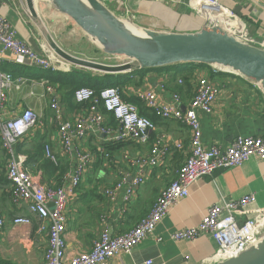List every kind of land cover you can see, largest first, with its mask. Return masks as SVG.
Returning a JSON list of instances; mask_svg holds the SVG:
<instances>
[{
  "label": "crops",
  "instance_id": "1",
  "mask_svg": "<svg viewBox=\"0 0 264 264\" xmlns=\"http://www.w3.org/2000/svg\"><path fill=\"white\" fill-rule=\"evenodd\" d=\"M101 2L116 16L124 18L131 29L145 28L157 32L187 34L198 33L204 27L217 26L241 42L247 43L246 39H250V45L264 49V0ZM215 8L228 13L227 19L234 23L223 25L213 19L216 15ZM36 9L39 19L31 16L26 0H0V15L16 30L18 39L25 42L31 50L51 56L46 34L49 33L57 42L58 40L47 26L46 29L43 26L44 12L38 5ZM64 16L59 18L65 25L72 27L73 34L95 49L93 40ZM231 25H236V28H230ZM58 44L69 52L61 43ZM99 51L100 62L118 64L122 60L105 54L101 49ZM55 59L66 72L85 71L73 66L70 68L64 61ZM135 71L142 74L133 75ZM135 71L128 72L133 79L131 84L125 86V97L142 116L153 122V128L145 142L129 140L121 149L112 152V155L104 149L109 142L103 136H90L79 143L83 149L92 152L95 159L69 204L66 237L68 257L90 252L94 242L105 230H109L112 236L130 231L150 213L156 199L176 179L177 172L187 159L191 139L188 127L178 120L157 117L145 103L136 98L135 91L153 90L166 104L173 103V96L178 94L181 102L178 107L185 111L195 95L198 81L206 79L215 85L219 96L211 113H200L202 141L205 146L219 145L226 148L240 135L264 136V90L259 85L236 74L221 73L209 66L197 69L193 77L182 71ZM0 73L29 79L23 85H16L7 91L1 119H10L25 108H30L42 123L39 129L29 132L16 146V153L25 157L29 172L44 185L53 189L61 188L66 184L65 177L74 171L77 160L65 153L59 137L50 98L42 85L46 71L28 62L16 63L10 53H2L0 43ZM35 85L43 88L41 94L33 92ZM59 99L63 116L71 123L76 124L77 119L87 113L88 103H79L74 96L72 98L65 93L62 96L60 94ZM105 121L113 129L119 126L110 114L106 115ZM161 137L167 139L164 144L165 158L156 166L144 165V160L150 157L151 150ZM178 143L184 147L178 149ZM45 145L51 147L57 157V164L46 157ZM6 163L7 153L0 139V215L5 220L0 234V263L45 264L47 233L38 230V218L29 212L25 202H13V186L7 179ZM139 176L144 180L140 186L134 183ZM122 178L136 188L135 198L130 203L124 202L123 191L117 192L114 198L106 193ZM247 195H254L256 200L246 208L244 214L236 216L241 224L264 209V160L256 157L250 158L241 167L220 169L211 176L198 180L191 186L189 196L171 208L153 234L147 235L132 253L121 254L107 264H214L218 244L210 236L202 235L194 241H175L172 236L179 230L198 226L212 206L238 201ZM18 216H28L31 224L14 225L13 220ZM46 225L49 226L50 222L47 221ZM159 239L161 240L158 241Z\"/></svg>",
  "mask_w": 264,
  "mask_h": 264
},
{
  "label": "built area",
  "instance_id": "2",
  "mask_svg": "<svg viewBox=\"0 0 264 264\" xmlns=\"http://www.w3.org/2000/svg\"><path fill=\"white\" fill-rule=\"evenodd\" d=\"M245 42L250 44V39H246ZM0 43L2 53H10L16 63L28 62L44 71L66 72L54 61L56 59L53 54L41 55L18 39L16 30L1 15ZM121 59L118 64L129 62L125 58ZM27 81L29 79L23 76L15 78L10 73H0V114L7 101V91ZM42 85L50 98V107L54 112V121L64 151L77 160L72 174L65 177L66 184L57 189L47 187L29 172L25 165V157L16 153V146L29 132L36 131L42 126L33 109L25 108L20 114L6 120H2L0 115V139L7 153L6 175L13 186V202L15 204L25 202L29 212L38 218V230L47 233L45 264H107L109 260L121 254H130L147 235L154 233L157 225L169 214L173 206L189 196L191 186L198 180L209 177L220 169L241 167L252 157L264 160V136L240 135L226 148L219 145H204L200 113H211L219 96L215 85L206 79L198 81L195 95L185 111L178 107L181 103L178 94L173 96V103L166 104L153 90H137L136 98L145 103L157 117L178 120L188 127L191 139L187 159L177 172L176 179L156 199L150 213L130 231L112 236L109 230H105L94 242L90 252L68 257L66 237L69 204L76 195L85 172L95 159V155L83 149L79 143L90 136H103L109 143L129 140L145 142L153 128V122L142 116L134 105L124 101L119 88L109 87L97 93L91 88L83 87L75 92V99L79 103H88L89 107L87 113L73 124L64 118L55 88L48 80L43 81ZM103 111L114 117L119 125L117 129L108 126L105 121L107 114ZM166 142L165 137L157 140L150 157L144 160V165L156 166L163 161ZM176 146L178 149L184 147L180 143ZM45 153L52 163H58L49 145H45ZM143 181L142 176H139L134 183L140 186ZM119 191H123L125 203H130L135 198L136 188L128 184L125 178L120 179L106 193L114 198ZM255 200L254 195H247L238 201L212 206L198 226L179 230L173 234L172 239L194 241L202 235H207L218 244L217 254L213 258L215 263L236 257L250 247L256 246L264 237V209L257 211L254 217L248 218L242 224L236 219V216L244 214L246 208ZM47 221L50 222L49 226L46 225ZM31 222L28 216H18L13 220L16 226L29 225ZM4 226L5 220L0 215V234Z\"/></svg>",
  "mask_w": 264,
  "mask_h": 264
},
{
  "label": "water",
  "instance_id": "3",
  "mask_svg": "<svg viewBox=\"0 0 264 264\" xmlns=\"http://www.w3.org/2000/svg\"><path fill=\"white\" fill-rule=\"evenodd\" d=\"M50 1L105 54L129 61L106 64L83 59L65 51L52 35L46 34L52 54L70 68L100 74H123L195 63L214 67L221 73L236 74L264 90V49L241 42L220 27H204L198 33L187 34L141 28L145 33L140 35L128 30L124 21L101 0ZM26 4L31 16L39 19L35 0H26ZM33 92L41 94L43 88L35 85ZM214 264H264V237L240 255Z\"/></svg>",
  "mask_w": 264,
  "mask_h": 264
},
{
  "label": "trees",
  "instance_id": "4",
  "mask_svg": "<svg viewBox=\"0 0 264 264\" xmlns=\"http://www.w3.org/2000/svg\"><path fill=\"white\" fill-rule=\"evenodd\" d=\"M201 67H208V66L201 65V64H195V63H184V64H176L172 66H166V67H162L158 69H153V71L155 72L182 71L186 73L187 75L191 74V76L193 77L195 71ZM140 71H145V70H140ZM135 72L136 73H134L133 75L142 74L139 71H135ZM44 77L45 78L43 79L48 80L49 84L55 88L57 94L58 95L61 94V96H62V93H65L69 95V97L73 98V96L75 97V92L78 89L83 88V87L91 88L95 90L97 93H100L102 90L109 88V87H117L121 91L123 100L130 103L129 99L125 97V93H126L125 86H128L129 84H131L132 79H133L132 75L130 76V73L100 74V73H95V72H91L88 70H85L83 72L72 70L66 73L62 71H58V72L46 71V73L44 74ZM87 106L89 107L88 104ZM103 112L107 114L105 111ZM124 143L125 142H110L109 144H105L104 149L107 151V153H110L112 155V152L114 153L116 150L121 149ZM104 154L106 153L104 152Z\"/></svg>",
  "mask_w": 264,
  "mask_h": 264
},
{
  "label": "rangeland",
  "instance_id": "5",
  "mask_svg": "<svg viewBox=\"0 0 264 264\" xmlns=\"http://www.w3.org/2000/svg\"><path fill=\"white\" fill-rule=\"evenodd\" d=\"M35 2H36V7L38 5V8H40L44 12V17H45V19L43 20L44 28L46 29L48 27L51 33L58 40V42L61 43L66 50H69V52H75V54H80V55H75V56H79L80 58L93 60L95 62H100L101 60L100 51H99L100 48L96 45L94 49L92 48L91 44L90 45L85 44L87 43L86 41L82 42L79 36L77 35L75 36L73 34L72 27L69 25H65L62 22L63 20L61 21V18H59V16H64V15L61 14L54 7L53 4H51L50 0H35ZM64 17L66 18V16ZM121 19L123 20L124 18ZM68 21H72V20L69 19Z\"/></svg>",
  "mask_w": 264,
  "mask_h": 264
},
{
  "label": "bare ground",
  "instance_id": "6",
  "mask_svg": "<svg viewBox=\"0 0 264 264\" xmlns=\"http://www.w3.org/2000/svg\"><path fill=\"white\" fill-rule=\"evenodd\" d=\"M215 12H216V15H215V17L213 19L218 20L223 25L228 24V23H231V24L234 23V22H232V21H230V20L227 19V18H229L228 17L229 16L228 13H225L224 11H222V12L221 11H218L216 8H215ZM123 23H124L125 27L128 30H130V31H132V32H134L136 34L143 35L145 33L144 31H142V29H131V28H129L128 25L125 23V21ZM230 28H236V25H231Z\"/></svg>",
  "mask_w": 264,
  "mask_h": 264
}]
</instances>
